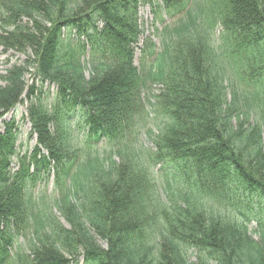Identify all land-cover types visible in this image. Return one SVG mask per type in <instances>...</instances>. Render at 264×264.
Instances as JSON below:
<instances>
[{"label":"trees","instance_id":"obj_1","mask_svg":"<svg viewBox=\"0 0 264 264\" xmlns=\"http://www.w3.org/2000/svg\"><path fill=\"white\" fill-rule=\"evenodd\" d=\"M147 6L171 22L138 48ZM74 38L90 49L89 80L83 66L59 65ZM0 47L28 54L0 75V264H264V229L252 233L241 213L220 221L198 198L172 204L159 238L146 241L142 214L158 187L133 142L135 120L155 105L166 120L147 130L155 161L215 190L231 191L234 177L246 199L264 200V85L238 89L232 63L249 83L264 79V0H0ZM47 83L57 86L52 110L37 87ZM19 105L36 138L23 155L15 117L3 120ZM79 134L85 149L73 145ZM51 177L60 191L52 209L69 228L31 190ZM24 233L29 248L12 261Z\"/></svg>","mask_w":264,"mask_h":264},{"label":"rangeland","instance_id":"obj_2","mask_svg":"<svg viewBox=\"0 0 264 264\" xmlns=\"http://www.w3.org/2000/svg\"><path fill=\"white\" fill-rule=\"evenodd\" d=\"M209 3V0H206ZM158 5V3H157ZM213 20V19H212ZM163 22H171V18L160 8H151V7H141L138 10L137 14V27L140 31V37L138 48L142 45L146 38H152L154 31L157 28H161ZM101 27V25H100ZM99 27V28H100ZM208 26L206 25L205 28ZM220 28L216 27L214 29V40H217L220 33ZM82 44H85L84 38L78 39L74 38L72 42L65 41L61 48V59L59 65H65L68 63H73L81 65L85 68L84 76L87 80L91 78L92 71L90 70L89 65L86 63L87 59L91 60L90 49L87 47L86 50L82 51ZM86 45V44H85ZM30 53V52H29ZM140 51L135 50V64L138 65ZM28 54H21L16 51L3 49L0 47V75H5L6 71L11 69L13 66H23L27 61ZM232 63L235 66L233 69H236L237 72L234 74V79L238 83V89H245L246 85L256 86L257 89H261L264 85V79L261 82L249 83L246 79V74L243 73L244 66L240 64L239 60L232 59ZM3 84V83H1ZM39 90H43V93L46 97V104L48 109L52 110L55 106V97L57 93V86L53 84H37ZM160 87H154L155 95L159 94ZM153 104L156 103V100L151 101ZM154 108L148 112L140 114L137 117L135 133L133 138L136 141L134 145L138 151L139 157L142 158V163H144L147 173L155 181L158 187V192L153 193L148 203V208L142 214L145 219L144 228L142 226V236L146 241H153L156 238H159L161 229L164 228V223L166 221V214H172V204L174 206H184L188 202L193 203L192 201H200L206 207L207 212L216 219L220 221H226L227 223H233V220L237 217L238 213L243 214L244 220L248 225L249 230L252 233H257L264 229V200L262 198H251L246 199V195L243 190H239L238 184L233 181L234 177H231L229 182V187L231 191L226 190H215V187L211 183H200V178L195 175L191 179L185 178L184 170L179 171L180 169L176 164L169 159L160 160L159 162L155 161V147L153 141L149 140L147 137V130L156 129V126L160 125L164 128V122H166L165 117L163 116L159 107L153 106ZM27 106H18L15 113H10L5 117L4 121H11L15 117V122L17 127H19V133L16 135V147L17 151L20 154L30 153L33 146L36 145V138H29V132L31 130L30 124L25 120L27 116ZM260 116H254L250 120L253 122H260ZM2 123V122H1ZM0 123V124H1ZM0 129L3 132L4 126L1 124ZM87 136L83 134L74 135L73 145L85 149ZM96 143L95 150L102 149L104 145ZM105 143V142H104ZM94 150V149H93ZM155 161V162H154ZM206 180V179H205ZM196 181H199L198 184H195ZM44 182H39L36 186L31 188L36 191L40 190L38 196L42 195L49 207L50 214L55 215L57 219L61 222L63 226L69 228V225L63 219L60 212L56 209L53 210L52 205L54 199L60 197V191L57 188H54L53 179L51 177L50 183L45 186ZM238 192V193H237ZM242 198V203H238V199ZM246 200V201H245ZM189 204V205H191ZM249 204L250 207H249ZM242 208V209H241ZM144 221V220H142ZM259 238V236L257 237ZM13 249L11 250V260L18 252H24L29 248V237L27 234H23L22 237L16 238L14 241ZM104 247L105 245L101 243ZM189 258L192 262L196 261L195 252L188 250L187 251Z\"/></svg>","mask_w":264,"mask_h":264}]
</instances>
